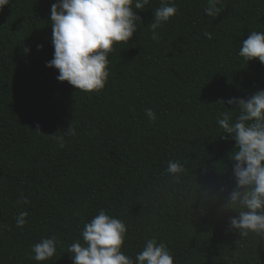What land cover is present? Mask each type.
<instances>
[{
	"label": "trees",
	"instance_id": "1",
	"mask_svg": "<svg viewBox=\"0 0 264 264\" xmlns=\"http://www.w3.org/2000/svg\"><path fill=\"white\" fill-rule=\"evenodd\" d=\"M54 2L11 0L0 11V264H72L68 246L83 242L100 210L127 225L122 251L133 258L156 238L174 264H264V241L228 231L236 213L212 200L219 185L234 186L235 145L217 118L239 110L220 102L264 90V65L238 54L247 35L264 32V0H221L215 16L208 0H170L178 11L156 40L161 0H149L137 32L109 54L104 89L92 93L46 67ZM169 161L185 164L179 179ZM20 212L28 215L17 227ZM51 236L56 254L35 261L31 247Z\"/></svg>",
	"mask_w": 264,
	"mask_h": 264
},
{
	"label": "clouds",
	"instance_id": "2",
	"mask_svg": "<svg viewBox=\"0 0 264 264\" xmlns=\"http://www.w3.org/2000/svg\"><path fill=\"white\" fill-rule=\"evenodd\" d=\"M11 0H0V11ZM221 0H208L205 12L209 16L219 13ZM149 0H55L50 8L51 42L53 58L46 67L58 71L57 80L67 82L76 90L87 93L104 89L109 78V54L116 43H127L142 25L137 14ZM135 9L136 11H134ZM178 9L170 0H161L150 24L152 39L158 38L155 30L167 23ZM204 35L212 38L205 31ZM42 45H37L41 50ZM30 49L24 47L23 52ZM239 56L247 63L258 61L264 65V32L252 31L241 43ZM223 105H235L238 114L221 112L217 118L223 130L220 136L232 140L235 148L230 152L234 186L219 185L214 189L213 202L223 197L225 208L236 213L228 218V231L241 238L250 235L264 241V90H258L247 99L231 97ZM150 120L155 121L152 109H145ZM185 164L169 161L166 171L179 179L185 172ZM209 189H206L207 193ZM227 192V196L223 193ZM207 198V197H206ZM23 203H28L25 199ZM27 212L18 214L17 227L26 223ZM127 233L123 220L100 210L84 225L82 241L76 239L68 246L72 264H174V256L163 242L147 239L135 257L122 251ZM59 241L56 236L42 238L31 247L32 258L37 262L51 259Z\"/></svg>",
	"mask_w": 264,
	"mask_h": 264
}]
</instances>
